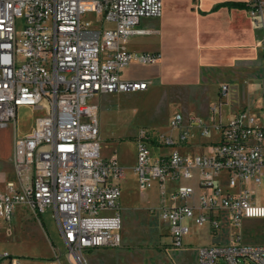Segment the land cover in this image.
Wrapping results in <instances>:
<instances>
[{
    "label": "built area",
    "instance_id": "2783aa9c",
    "mask_svg": "<svg viewBox=\"0 0 264 264\" xmlns=\"http://www.w3.org/2000/svg\"><path fill=\"white\" fill-rule=\"evenodd\" d=\"M258 11L254 6L251 16ZM161 13V0H0V130L15 127L19 107L41 112L30 134L14 138L13 179L0 186V224L7 232L20 206L38 217L50 214L75 264H86L85 250L120 246L124 169L102 157L97 107L89 100L147 90L148 82L124 80L121 71L159 55L132 53L124 44L149 33L140 22ZM86 14L98 26L85 24ZM228 92V85L219 87L221 98ZM221 105L211 108L208 122L176 113L169 134L139 129L134 137L133 171L142 190L157 185L156 212L171 248L182 246L191 225L218 235L225 224L264 218V206L253 200L254 186L264 183V107L258 115L245 107L223 122ZM193 130L197 137L214 131L217 140L202 153H182ZM231 237L198 247L196 264H264V244ZM3 261L20 264L6 252Z\"/></svg>",
    "mask_w": 264,
    "mask_h": 264
},
{
    "label": "rangeland",
    "instance_id": "374dc122",
    "mask_svg": "<svg viewBox=\"0 0 264 264\" xmlns=\"http://www.w3.org/2000/svg\"><path fill=\"white\" fill-rule=\"evenodd\" d=\"M82 21L90 27L98 26L93 14H86ZM104 27L110 26L104 24ZM155 40L138 39L135 40V45L145 50ZM160 64L147 66L131 63L121 71V78L124 80L148 81L146 92L106 94L89 100L90 104L97 107L101 153L115 152L119 162L125 167V175L118 201L122 222L119 231L121 244L116 248L85 250L82 257L86 264H167L173 263L175 256L181 264L194 263L193 247L200 242V237H196V230L192 229V232L183 238L186 245L181 250L173 252L171 247L167 246L169 239L165 235L166 225L158 218L156 212L159 205L157 185L153 183L151 188L142 190L138 185L137 176L134 175V137L139 129L169 134L168 121L174 114L198 117L201 109L204 110L213 103H224L220 108L222 121L231 119L241 93L236 94L234 103L229 102L227 95L221 98L219 87L227 84L222 72L207 71L203 77L195 80L192 77H160L155 73ZM240 78L243 82L250 81V77L244 73ZM199 82L205 83V87L200 88ZM257 84V81H253L255 97L259 94ZM242 86V82L236 84L237 89ZM249 86L247 89H250ZM215 94L219 102L214 101ZM250 111L258 115V111ZM34 114L32 109L19 108L16 126L0 130V173L10 171L14 138L21 137L30 127ZM192 132L194 133L188 140L190 148L185 150L186 152H203L204 149L198 148L199 142L208 144L217 140L214 131L200 137L195 135V130ZM174 134L176 135V132ZM253 200L256 205L264 206V183L254 186ZM6 227L5 224H0V254L6 252L20 264H75L69 249L62 242L54 219L48 212L38 217L18 206L10 221L9 232ZM220 233L218 237H214L215 243H230L234 239L231 234H238L243 243L264 244V218L243 219L236 226L225 224ZM189 244L191 246H188ZM5 263L3 261L1 264Z\"/></svg>",
    "mask_w": 264,
    "mask_h": 264
},
{
    "label": "crops",
    "instance_id": "0c3cea01",
    "mask_svg": "<svg viewBox=\"0 0 264 264\" xmlns=\"http://www.w3.org/2000/svg\"><path fill=\"white\" fill-rule=\"evenodd\" d=\"M161 3V16L157 19L142 20L138 26L140 29L149 30L150 32L129 37L124 44L125 50L132 53L158 54L159 58L152 64L161 63L159 70L155 72L160 77H192L195 80L203 77L207 71L222 72L224 80L227 82L226 85L229 86L230 94H227L229 102L234 103L236 94L241 93L239 103L235 104L236 107L233 115L245 107L250 110L254 109L255 111L263 108L264 0H161ZM230 3H245L249 8H254V6L258 8L259 6L260 11L254 16H251L252 9H239L226 5ZM147 38L156 39L152 44H149V48L141 50L140 46L135 45V40H146ZM186 72H188L187 75ZM243 73L250 77V81L243 82L240 78V75ZM253 81L258 82V97L253 95ZM240 82L243 83V86L237 89L236 84ZM204 84L201 82L199 87L204 88ZM248 85H250V89H247ZM214 101L218 102L216 94ZM214 105L216 103L206 106L204 110L201 109L202 111L200 110L198 116L208 122L213 115L211 108ZM19 108L32 109L35 113L30 127L22 133L21 137H23L30 134L35 118L41 113L39 110L31 107L22 106ZM19 108L16 109L15 126L17 122V110ZM202 112L205 113L203 114ZM218 113L220 117V109ZM202 144L199 142L197 144L198 148L205 150L204 144ZM189 146L180 148V151L188 150L190 148ZM182 153L194 154L186 151ZM196 153L198 154V152ZM101 155L104 158H115L123 167L125 175V167L119 162L115 152L107 154L103 151ZM134 164L135 157L132 168ZM4 179H13L12 163L9 172L0 173V186H2ZM156 190L158 193L157 186ZM192 229L196 230L198 235L196 237H200L198 245L193 247V264H196L195 254L198 247L227 243H215L214 237H218L220 234L211 235L206 225H191L189 233L192 232ZM165 235L169 239L168 230ZM183 238L180 248H170L173 252L181 250L186 245L183 243ZM167 246L170 247L169 243ZM188 246H191V244ZM167 264L181 263L177 261V257L175 256L173 263L168 262Z\"/></svg>",
    "mask_w": 264,
    "mask_h": 264
},
{
    "label": "trees",
    "instance_id": "16d2710c",
    "mask_svg": "<svg viewBox=\"0 0 264 264\" xmlns=\"http://www.w3.org/2000/svg\"><path fill=\"white\" fill-rule=\"evenodd\" d=\"M229 7H235V8H239V9H253V8H249V6L245 3H230V4H226Z\"/></svg>",
    "mask_w": 264,
    "mask_h": 264
}]
</instances>
